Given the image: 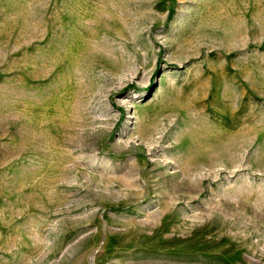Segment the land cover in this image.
Returning <instances> with one entry per match:
<instances>
[{"label":"rangeland","instance_id":"1","mask_svg":"<svg viewBox=\"0 0 264 264\" xmlns=\"http://www.w3.org/2000/svg\"><path fill=\"white\" fill-rule=\"evenodd\" d=\"M0 264H264V0H0Z\"/></svg>","mask_w":264,"mask_h":264},{"label":"bare ground","instance_id":"2","mask_svg":"<svg viewBox=\"0 0 264 264\" xmlns=\"http://www.w3.org/2000/svg\"><path fill=\"white\" fill-rule=\"evenodd\" d=\"M219 154V153H218ZM220 155V154H219ZM221 156V155H220ZM218 157V156H217ZM223 157V156H222ZM203 162V161H202Z\"/></svg>","mask_w":264,"mask_h":264}]
</instances>
